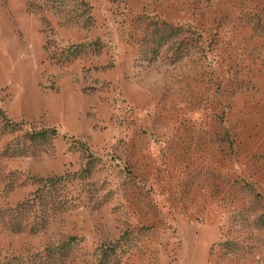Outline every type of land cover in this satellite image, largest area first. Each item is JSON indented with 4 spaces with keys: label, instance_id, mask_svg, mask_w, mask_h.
Instances as JSON below:
<instances>
[{
    "label": "rangeland",
    "instance_id": "obj_1",
    "mask_svg": "<svg viewBox=\"0 0 264 264\" xmlns=\"http://www.w3.org/2000/svg\"><path fill=\"white\" fill-rule=\"evenodd\" d=\"M260 215L264 0H0V264H264Z\"/></svg>",
    "mask_w": 264,
    "mask_h": 264
},
{
    "label": "trees",
    "instance_id": "obj_2",
    "mask_svg": "<svg viewBox=\"0 0 264 264\" xmlns=\"http://www.w3.org/2000/svg\"><path fill=\"white\" fill-rule=\"evenodd\" d=\"M49 132L51 134H53V135H56L57 134V131L55 129H53L52 131H49ZM257 220H258L259 223L261 222V224L264 225V215H260Z\"/></svg>",
    "mask_w": 264,
    "mask_h": 264
}]
</instances>
